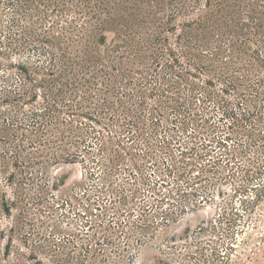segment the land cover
Segmentation results:
<instances>
[{"label":"rangeland","instance_id":"374dc122","mask_svg":"<svg viewBox=\"0 0 264 264\" xmlns=\"http://www.w3.org/2000/svg\"><path fill=\"white\" fill-rule=\"evenodd\" d=\"M168 1L166 0V4ZM171 1L170 11L182 0ZM11 2L22 4L20 0H0V196L4 194L15 201L18 197L22 202L12 213L13 219L1 217V229L9 231L13 227L15 230L7 232L6 240L0 243L2 253L8 239L12 240L11 257L3 263H17L20 253L29 259V256L34 255L31 250L33 245L57 251L64 241L70 239L81 245L82 241L87 242V235L99 232L101 236L102 231H106L113 239V244H103L107 258L104 264H199L202 260L201 245L207 249L203 252L209 260L220 264L222 258L214 259L212 248H216L219 255H225L231 244L234 247L227 253L231 257L228 264H264V198L262 202H255L256 196L264 187V158L251 151L246 153L263 170V175H254L250 183L243 182L252 169L246 157L243 159L238 156L237 165H241V169H237L235 163L229 168L224 163L229 148L232 150L230 154L234 153V149L237 153L242 151V147L247 149L250 142L249 128L259 124L258 116L262 110L255 109V106H260L259 97L248 85L264 80V35L257 27H264V0H239L238 4L234 0H225L223 10L215 13L210 24L202 27L185 25L197 20L198 15L205 10L206 0H185L188 12L169 22L173 30L163 32V37L168 41L167 48L172 49L180 60L181 66L177 70L184 69L193 74L183 77V80L166 69V63H172L167 59L157 67L162 77L157 84L155 77L147 75L148 69L156 66L159 48H166L155 41L160 29L153 26L150 31L145 29L135 36L131 34L120 55L112 53L111 49L115 44L121 43V37L125 33L118 26L107 29L103 33L105 41L89 50L86 59L88 73L79 75L77 80L69 77L71 83L78 84L74 92L70 91L65 96L73 105L72 108L55 113L46 111L49 121L46 129L51 135L66 131L69 139L79 141L74 143V147L69 145L67 151L70 154L82 153L81 157L84 158L70 162L52 160L49 157H52L50 153L53 150L37 144L30 145V141L38 139L33 126L37 120L34 113L45 110V94L51 99L54 96H51V91L56 93L59 86L56 82L50 90L53 77L41 72L33 73V67L44 68L47 64L38 46L32 43L28 49H20L18 43L10 39L12 19L15 16L20 21L24 19V12L16 14L17 5H11ZM37 6L35 3L29 13L37 12ZM168 10L158 11L155 15L162 21L161 26L166 23V17L170 14ZM39 20V15L34 13L33 18L24 22V27L34 29ZM50 25L46 24L47 27ZM14 31H18V27ZM185 31H188V40L185 47H182L178 37L185 35ZM52 34L53 32L49 33ZM55 34H58L57 28ZM138 49L142 51L140 57ZM109 56L114 60L112 64L108 61ZM115 56H120L121 59ZM249 63L254 65L257 70L255 73L248 71ZM102 64L108 67H102ZM109 66L116 69H109ZM225 68L227 72L224 73ZM21 69L28 70L26 72L31 75L30 81L33 84L26 81L28 86L24 87L26 73ZM184 75L187 76L185 73ZM170 81L177 82L180 96H177L179 93L170 91L166 104L161 106L162 93L152 95V89H168ZM231 84L235 90L228 87ZM34 85L38 87L34 88ZM191 86H194L193 91ZM25 89L29 95L37 93V97L26 98L28 100L19 106L16 97L19 93L26 92ZM208 94L211 99H206ZM187 95L193 96L194 105L185 119L178 106L187 103ZM105 99L112 103V109L105 108ZM139 99L144 102L142 105L145 109L140 107ZM176 99L180 102L176 103ZM220 100L228 102V106L222 107ZM127 109L140 114L128 113ZM228 112L236 113V118L241 120L244 129L235 126L236 118L228 116ZM194 121H199L205 127L204 130H196ZM183 123H186L184 129ZM71 129L77 134H70ZM238 130L243 131L239 134ZM140 132L149 139L154 138L155 145L169 140L175 159L192 164L183 174L185 179L177 181V186L168 182L170 178L165 176L163 164H159L157 169L156 162L143 159L149 148L138 137ZM23 133L28 138H22ZM224 140L227 149L218 145V142ZM238 140L243 146H237ZM16 143L23 145V157L27 154L45 156L35 159L38 165L28 169V176L32 175L30 182L20 183L21 172L13 166V161L16 160ZM39 151H45V154ZM155 151L154 155L160 156L166 165H171V158L160 147ZM260 151L264 153V147ZM216 159H221L217 165L214 164ZM180 165L182 168V164ZM208 165L213 167L209 168ZM205 167L209 168V172L204 171ZM182 172L183 170L180 173ZM144 178L146 186L140 185ZM161 180L167 181L165 188H162L163 193L168 190L176 191L179 186L189 195L187 200L194 203L207 193H212L209 197L212 195L213 198L203 204L190 206L176 222L158 228L156 233L150 231L149 235L152 236V232L155 234L144 243H137L134 237L123 239L121 235V242L129 248L117 250L119 245L121 249L124 248L117 239V210L120 207L117 190L132 189L139 184L147 196L150 195L149 186ZM187 181L190 184H186ZM239 184L245 185L246 190L236 192L235 187ZM131 193L127 194L130 196ZM25 207L29 209L25 214L29 224L20 230L15 221ZM225 211L231 220L228 224L233 228L218 223L223 228L221 231L227 229V232H220L215 236L213 233H205L201 235V244H194L192 240L198 235L200 228L217 221L218 215ZM87 221L93 223V228L87 226ZM98 223L103 228L98 229ZM109 227L116 228V232ZM76 235L84 238L78 240ZM189 238H192L190 241L193 245L185 243ZM212 239L216 242L213 247L207 244ZM54 244L59 245L58 248ZM65 246L69 252L75 251L71 244ZM190 255L192 259L188 258ZM37 258L41 260V264H52L53 259L49 255L44 257L39 254ZM27 259L20 258L23 263L36 264L35 260Z\"/></svg>","mask_w":264,"mask_h":264},{"label":"trees","instance_id":"16d2710c","mask_svg":"<svg viewBox=\"0 0 264 264\" xmlns=\"http://www.w3.org/2000/svg\"><path fill=\"white\" fill-rule=\"evenodd\" d=\"M22 4L20 5L18 2V5L15 4V2H11V5H17L15 8L16 14H21L24 12L23 18L21 21L19 18H16V16L12 19L11 25H10V39L12 41H15L18 43L20 49L24 48L26 49L28 46H31L32 43H34L37 48H40L42 51L47 64L46 67H33V73L39 74V72L43 73L45 76L53 77L51 82V89H53L54 84L57 83V92L51 91V96L54 94V96L51 97L47 94H45L43 98V103H45V110L43 112H37L34 113L37 117V120L35 124L33 125L35 128V135L37 136V141H30V145L33 146L34 144L39 145V147H45L46 149L53 150L51 154L52 160H63L70 162L76 161L78 159H83L84 157H81L82 153H73L70 154L67 151V147L73 146L74 143H79V141L76 139V141L73 142V139H69L70 137L67 135L66 131H58L56 134L49 133V130L46 129V126H48V120H47V112H58L66 108H72V104L70 103V100L67 99L65 96L68 92L75 90L78 86L76 83L70 82V76L74 77V80H77L79 75H86L89 71V66L87 64V55L89 53V50L95 45H97L100 42L105 41V36L103 33L106 32L107 29H109L112 26H118L119 30L123 33V38L121 37L122 41L119 44H115L111 52L117 53V55H120V52L122 48H124L125 44L127 43L128 39L130 38L131 34L137 35L142 33L143 30L146 29V31H150L151 27H155L157 29H160L159 37L155 39L157 43H159L162 46H165L166 48H159V51L157 52V57L155 59V68H150L147 71V75L149 77H155L157 80L155 83L157 84L159 80H161L162 77H160L159 72L157 70V67L162 64L164 59H167L166 61L170 60L172 62L170 65L166 63V69L172 71V73L176 74L175 76L179 79H182L183 77H189L193 76V74L190 71L185 72L184 69L178 71V67H180V60L175 54V52L172 49L167 48L166 43L168 42L166 38L163 37V32H170V30H173V26H169V22L173 19H176L179 15H184L186 12H188L187 9V2L185 0H182L180 4L174 9L172 8V1L169 0L166 4V0H20ZM225 0H206L205 10L201 12L200 15H198L197 20L193 21L189 25H185L189 27L190 25L194 24V26L202 27L207 26L212 22V18L214 17L215 13L222 11L224 6ZM236 4H238L239 0H234ZM200 2V0H199ZM14 3V4H13ZM17 3V2H16ZM35 3L37 6V15H39V21L35 23V28L31 29L30 27L25 26L24 22L28 21L29 18L34 17V13L29 11L32 9L31 7L35 6ZM170 11V14L166 17V23H164L163 26H161L163 23L162 21H159V17H155L156 13L162 12V11ZM25 10V11H24ZM24 20V21H23ZM65 25H62L64 24ZM46 24H51L50 26H46ZM150 26V27H149ZM15 27H18V31H14ZM261 29V33L264 35V27L262 25L257 26ZM56 28L58 30V34H55ZM17 30V29H16ZM22 30V31H21ZM50 32H53L52 35H49ZM129 32V33H128ZM122 36V34H121ZM133 36V37H134ZM178 40H180V44H182V47H185V44L188 40V31H185V35H181V37H178ZM11 43H14L12 42ZM22 47V48H21ZM187 48V47H186ZM28 49V48H27ZM166 51H165V50ZM139 54L138 56H141V50L138 49ZM184 54V51L182 52ZM118 59H121L120 56H115ZM109 63H113L114 60L111 59V56L108 58ZM255 59V58H254ZM108 67V65L102 64V67ZM248 67L250 69L249 72L255 73L257 70L255 69L254 65H251L249 63ZM115 67L109 66V69ZM231 69V67H228ZM23 72L26 73V77L24 79L25 84L24 87H27V82H30V84H33L32 77L30 74H28V70L21 69ZM27 71V72H26ZM139 72V71H137ZM227 72V68H225L224 73ZM140 73V72H139ZM184 73L187 75L185 76ZM142 74V73H141ZM175 77V78H176ZM118 78V77H117ZM51 79V78H50ZM64 79H66L64 81ZM165 80V79H164ZM183 80V79H182ZM45 82V81H44ZM62 83V84H60ZM142 84V83H141ZM43 88L44 83L41 84ZM40 85V86H41ZM109 85V84H107ZM192 85V84H191ZM252 91H254L256 94H258L260 102V106L256 107L255 109H259L260 115L258 116L259 124H254L253 126H250L249 128V135L250 142L248 144L247 149L242 147V151H238L234 149V153L230 154L232 152L231 148H229V152L227 151L225 156V164L229 168L231 167L233 163L237 165V160H239L238 156L240 155V158L247 159V162H249V165H251V170L248 171V174L245 179H243L244 183H250L251 179L254 175L262 176L263 170L261 165L259 163L252 161L251 157H248L246 153H249L250 151L252 153L261 154V157L264 158V153L260 150L264 147V115L262 112H264V99H261L264 97V80L260 79L257 83L253 85H248ZM38 87V85H34V88ZM73 87V89H71ZM194 86H191V90L193 91ZM228 87L233 88L235 90L234 85H228ZM168 89H159L158 87H154L152 89V95L157 92H161V101L160 105L163 106L166 103V99L169 98L168 94L170 91L176 92V94L179 93L177 87L176 81H170L167 84ZM263 89V90H262ZM262 90V91H261ZM26 92L19 93L17 95V101L18 105H23L26 100V98H35L37 97V93H32L29 95V92L27 89H25ZM74 92V91H73ZM225 92V91H223ZM114 94H117L114 92ZM180 99V97H177ZM183 98V97H181ZM211 95L208 94L206 99H211ZM176 99V103H179L180 100ZM187 99V103H184V106L181 104L178 106L180 109V114L183 115V117L186 119L188 118L187 115H189L190 110L193 109V96L185 97ZM140 107L145 109L144 105H142L144 102L139 99ZM73 102V101H71ZM222 107L228 106V102L225 100H220ZM104 106L106 109H112L113 105L108 101V99L104 100ZM120 104H123L122 102ZM77 106H81L80 104H77ZM205 109V108H204ZM128 113L131 114H140L138 112H135L132 109H127ZM41 114V115H40ZM228 116L236 118V113L228 112L226 113ZM191 115V114H190ZM248 115H251V113H248ZM263 115V117H262ZM246 116V115H245ZM138 117V115H137ZM43 119V120H42ZM244 121H247V119H242ZM236 124L235 126L239 127L240 129H244L241 120L236 118ZM196 130L202 131L204 130V126L199 121H194ZM247 123V122H246ZM51 124V121H50ZM63 124V122L61 123ZM71 125V124H70ZM186 123L182 124L183 129L185 128ZM19 127V126H18ZM243 130H238L237 132L240 134ZM159 132V131H158ZM157 132V133H158ZM74 134L75 131L71 129L70 134ZM155 133V136L157 135ZM77 134V133H75ZM74 134V135H75ZM28 135L26 133H23L21 135L22 138L26 139ZM49 137V138H48ZM74 137V136H73ZM145 144H147L149 148V152L144 154L143 159L144 160H152L154 163L156 162V167H160L159 164L164 165V170H166L165 176L167 178H170V181L173 182V184H176V186L179 184L177 181L180 178L185 179L186 170H188L192 164L185 163V161H177L175 157L172 155V152L170 150L171 142L169 140L161 142V145H155L153 144L154 138L151 137V139L147 138L144 133L140 132L138 136ZM146 137V138H145ZM172 137V135H171ZM79 138V137H76ZM196 138V137H195ZM173 139V137H172ZM228 140V139H226ZM4 141L1 140V142ZM78 141V142H77ZM6 144V142H5ZM11 145V144H10ZM218 145L220 148H228L225 140L218 142ZM23 145L16 143L14 145V149L16 150L15 159L13 161V166L19 170L22 175V178L20 179V183H23L24 181L30 182L31 176H28V169L31 167H34L35 165H38V163L35 161L38 157H45L44 155L34 156L27 154L25 157H23V154L25 153ZM237 146H243L240 145L238 140ZM263 146V147H262ZM157 147L164 152L165 155L171 158V165H166L165 161L158 155H154L156 152L155 150ZM193 150V148H191ZM9 150V148H8ZM40 152V151H39ZM152 152V153H151ZM40 153H44L45 151H42ZM237 153V154H236ZM48 153H46L47 156ZM66 154V155H65ZM184 154V152H182ZM154 155V156H153ZM224 158V157H223ZM162 160V161H160ZM221 159H216L215 165L220 162ZM257 163V164H256ZM182 164V168L179 167V165ZM181 166V165H180ZM195 166V165H194ZM209 168L213 167L208 165ZM181 168V169H180ZM204 169V171L209 172L208 169ZM216 168V167H214ZM212 168V169H214ZM233 168V167H232ZM237 169H241V165L236 166ZM178 170L179 173H178ZM181 170H183L182 173ZM160 172V171H159ZM236 171H234L235 173ZM161 173V172H160ZM233 173V174H234ZM24 175V177H23ZM13 177H15L14 174H12ZM10 182V179H8ZM146 178L142 179V182H140V185H145ZM193 182V181H192ZM186 184H190L189 181L186 182ZM167 185V181L161 180L153 182L152 185L149 187V194H145V190L141 189V187L138 185H135L132 189H124V190H117V200L119 203V209L117 210V215L120 218H117L118 221L116 223L117 225V239L120 242V244H123L124 248L121 249V245H119V248L117 247V250L123 251L125 249H128L129 246L127 244H124L121 242L120 236H123V239L127 237V239H130L131 237H134L135 241L137 243H144L146 240L151 239L153 235L158 231V228H162L164 226H168L171 223H174L178 220V218L185 214L187 210H189L190 206H197L198 203H205L211 198H213L212 195L209 197V194L207 193L204 196L201 197V199H198L199 201H189L187 200L188 196L187 193H185L184 189L176 187V191L168 190L167 193H163L162 188H165ZM245 185L239 184L237 187H235L236 192H243L245 191ZM131 190V191H129ZM132 192L129 196L127 193ZM14 196H17L14 194ZM178 196V199L176 198ZM17 201L15 199H9L7 195L2 194L0 196V223L2 222V218L4 219H13L12 213L15 209H18V205L22 202L18 197ZM264 198V187L263 190L260 191V194L256 196L255 202H262ZM40 200V199H39ZM41 202V200L39 201ZM254 202V203H255ZM166 206H168L166 208ZM27 209V211L25 210ZM28 208H23L22 211L19 214V218L15 221L16 227L20 230H22V227L28 225L29 221L25 217L26 212H28ZM229 214L225 211L224 213H220L218 215V220L215 222H211L207 224V227H202L199 230L198 235L193 238L194 244H201V235L205 233H213L214 236L221 233L227 232V229L224 231H221L223 228L218 226L219 225H226L230 229H232V225L228 224L230 223V218L228 217ZM99 218V216H97ZM122 218V219H121ZM27 220V221H26ZM87 226L90 228H93V223L88 222ZM98 229L103 228L101 224L98 223ZM114 232H116V228H112ZM229 229V230H230ZM13 227L9 231H5L4 229H1L0 227V243L1 241H5L7 238V232H13ZM150 231L152 232V236L149 235ZM106 231H102L101 236L100 233H94L93 235L88 236L87 235V242L84 243L82 241L81 245L78 243H74L70 239L67 241L62 242L61 247L57 244H54L57 249L51 250L46 249L42 245H33L31 248L32 252H34V255L29 256L28 258L31 260H35L36 264H41V260L37 258V256L40 254L41 256H50L52 260V264H104L106 262V255L105 250L103 248V244L106 245H112L113 239L109 237L106 233ZM87 234V233H85ZM76 238L78 240L84 238L82 235H76ZM188 240H185V243H189V245H193L192 242ZM210 243H207L209 246L216 245V242L212 240L209 241ZM71 244L75 251H68L66 248V244ZM26 244V243H25ZM27 246V245H25ZM234 245L231 244L230 250L227 249V253L229 251L233 250ZM205 247L201 245L200 247V254L202 257V260H200V263L203 264H215L214 261H210L208 256L205 255L203 250ZM11 249H12V240L8 239V244L4 245V251L0 252V264H4V261H8V259L11 257ZM78 250V251H76ZM212 253L215 255L214 259H220V264H228V261L231 260L230 255H219L216 248H212ZM232 256V255H231ZM27 259V256L23 254H19V257L17 259V263H10V264H26L23 263V260L21 261L20 258ZM188 258L192 259L193 257L190 255ZM27 259V260H29Z\"/></svg>","mask_w":264,"mask_h":264}]
</instances>
